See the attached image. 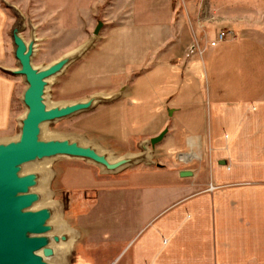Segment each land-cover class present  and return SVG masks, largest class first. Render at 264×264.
<instances>
[{
	"label": "crops",
	"instance_id": "obj_1",
	"mask_svg": "<svg viewBox=\"0 0 264 264\" xmlns=\"http://www.w3.org/2000/svg\"><path fill=\"white\" fill-rule=\"evenodd\" d=\"M176 3L157 45L165 49L149 42L154 68L137 79L128 101L99 114L106 135L156 137L168 129L167 165L136 167L116 181L91 173L87 182H72L98 195L87 201L91 217L78 226L79 244L83 253L102 255L96 264L108 252L115 257L103 264H264V41L234 29L211 46L227 28L219 20L206 30L201 54L192 55L203 33ZM6 28L0 7V69L12 65ZM17 89L16 77L0 70L1 133L18 127ZM186 151L196 156L179 167L176 156ZM183 170L193 174L183 177Z\"/></svg>",
	"mask_w": 264,
	"mask_h": 264
},
{
	"label": "rangeland",
	"instance_id": "obj_2",
	"mask_svg": "<svg viewBox=\"0 0 264 264\" xmlns=\"http://www.w3.org/2000/svg\"><path fill=\"white\" fill-rule=\"evenodd\" d=\"M176 2L181 10L188 9L191 21L194 22L192 23L203 33V37L198 36V40L194 42L197 49L192 55L201 54L203 39L204 42L207 40L206 30L219 20H223L221 28L227 26L226 31L235 29L236 36L248 35L264 41V0ZM170 5L171 0H0V7L7 17L5 31L10 43L9 56L12 63L4 65L5 68L18 67L10 38L12 28L19 24L22 26L21 34L27 42L36 39L32 62L37 67L47 66L69 53L82 51L63 73L51 80L46 91L49 105L67 104L95 95L110 96L102 99L91 110L46 124L43 136L77 139L103 148L101 150L117 157L140 154L146 146L151 155V162L145 159L120 172H107L98 165L77 158L59 157L45 164L50 171L47 185L49 200L57 203L61 221L76 234L72 250L65 256L63 264H83V256L85 261L96 264V259L102 258V255L83 253L84 247L82 243L79 244L83 230L80 231L78 226L82 225L84 228L86 220L91 217L88 212L90 206L86 205L90 202L87 201L98 195L96 191L84 187L76 188L72 182H87L91 173L99 180L116 181L127 170L136 167L156 168L167 165V157L162 150L165 138L153 148L151 137L147 133L106 135V121L103 124L99 114L104 106L126 100L127 92L137 79L154 68L156 60L153 55L149 56V42L152 40V47H155L167 36ZM99 22L103 26L95 35ZM211 42L209 41L210 45ZM157 48L160 51L165 49L160 45ZM15 77L18 89L13 112L18 127L11 134L0 132V140L17 137L20 117L26 111L21 100L26 83L22 76ZM184 154L194 153L186 151L177 155L179 167L187 166L179 160ZM110 256L115 257L114 253L109 252L103 255L105 261ZM105 261L100 263H107ZM117 262L118 260L114 264Z\"/></svg>",
	"mask_w": 264,
	"mask_h": 264
},
{
	"label": "water",
	"instance_id": "obj_3",
	"mask_svg": "<svg viewBox=\"0 0 264 264\" xmlns=\"http://www.w3.org/2000/svg\"><path fill=\"white\" fill-rule=\"evenodd\" d=\"M102 26L103 23L99 22L95 35ZM21 31L19 24L11 30L18 67L2 68L10 75L24 78L26 88L21 100L26 111L20 117L17 137L0 140V264H59L53 260L56 258L54 244L67 241L68 236L57 232L54 223L57 211L54 207L36 205L42 198L37 189L42 174L37 170H26L29 165L67 157L86 160L107 172H120L145 160L143 154L147 150L145 146L140 155L131 153L113 161L107 152H101L93 144L66 137L45 138L43 129L46 124L91 110L103 98L95 95L85 100L49 106L46 91L51 80L63 73L82 51L69 53L47 66L37 67L32 62L36 39L27 42ZM167 132L168 129H165L156 137H151L153 148ZM180 174L187 177L193 173L183 170Z\"/></svg>",
	"mask_w": 264,
	"mask_h": 264
},
{
	"label": "bare ground",
	"instance_id": "obj_4",
	"mask_svg": "<svg viewBox=\"0 0 264 264\" xmlns=\"http://www.w3.org/2000/svg\"><path fill=\"white\" fill-rule=\"evenodd\" d=\"M100 98H103V99H108L110 98V96H107V95H99ZM49 106H52V104H50ZM45 127V126H44ZM103 148H99V150L101 152H104L103 150H101ZM133 155V154H132ZM136 154H134L135 156ZM140 155V154H138ZM144 155V159H147V161L151 162V155H150V152L147 150L146 154H143ZM140 157V156H138ZM192 156V154H184L181 156V162L184 161H188ZM109 158L113 161H118L120 160L119 157L117 156H111L109 154ZM139 159V158H138ZM142 160V158H141ZM51 161L50 160H44V161H40V162H37L35 164H32L31 166H29L26 170H37V171H40V173L42 174L41 177H40V184L38 186V191H40L42 193V198L40 200V202L38 204H36L37 206H52L55 208V210L57 211L56 213V216L54 218V223L56 224L57 226V232L59 234H65L68 236V240L67 241H61L59 244H54V249L56 251V254H55V257L53 260L59 264H63L64 263V258L65 256L72 250V247H73V244H74V240H75V236L76 234L74 232H72V230H70V228L67 226H65L66 224L64 223V221H61V213H59V216H58V212H59V209H58V205L55 201L53 200H49L50 198V194L48 190V178L50 179L49 177V170L47 167H45V164L47 163H50ZM46 186V188H44ZM44 188V189H43ZM52 201V202H50ZM65 225H64V224ZM69 228V229H67ZM71 248V249H70ZM70 249V250H69ZM58 259V260H57Z\"/></svg>",
	"mask_w": 264,
	"mask_h": 264
},
{
	"label": "built area",
	"instance_id": "obj_5",
	"mask_svg": "<svg viewBox=\"0 0 264 264\" xmlns=\"http://www.w3.org/2000/svg\"><path fill=\"white\" fill-rule=\"evenodd\" d=\"M232 34H234L233 33V31L232 30H223V31H221L219 34H217L218 36H217V39L215 40H213L212 42H211V45L212 46H216V45H218L220 42H222V41H224V40H226V38L228 37V35H232ZM191 48V53H193L196 49H197V45H193L192 47H190ZM215 188V186H213L212 184H210L209 185V190H212V189H214Z\"/></svg>",
	"mask_w": 264,
	"mask_h": 264
}]
</instances>
